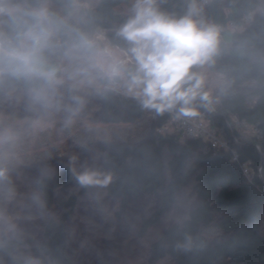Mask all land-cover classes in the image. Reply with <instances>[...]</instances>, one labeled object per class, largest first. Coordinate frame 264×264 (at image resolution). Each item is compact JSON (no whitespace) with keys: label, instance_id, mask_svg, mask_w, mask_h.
I'll list each match as a JSON object with an SVG mask.
<instances>
[{"label":"trees","instance_id":"16d2710c","mask_svg":"<svg viewBox=\"0 0 264 264\" xmlns=\"http://www.w3.org/2000/svg\"><path fill=\"white\" fill-rule=\"evenodd\" d=\"M48 1L54 10L65 2ZM128 1L81 0L89 6L79 27L90 33L103 30L111 44L127 48L116 30L131 15L121 10ZM188 2L156 0V6L180 16ZM197 4L200 18L219 29V51L207 66L221 75L222 83L215 93L205 84L212 108L201 107L199 100L195 104L197 110L206 111L208 126L228 141V148L213 147L201 136L183 138L178 130L160 131L171 113L146 109L121 92L97 95L84 88L80 94L88 102L65 127L63 111H32L20 90H0V110L41 126L34 137L19 140L20 147L6 163L14 190L18 185L13 174L24 172L34 180V193H39L43 207L28 200L26 208L44 216L32 218L35 227L23 225L21 230L30 235L17 231L15 248L0 251V264H17L29 255L40 257L43 264H106L85 260L87 253L77 255L71 243L72 214L80 197L90 192L104 206L118 204V219L108 230L114 222L119 230L134 225L140 238L159 230L149 245L148 264L166 258L173 264H264V0H197ZM194 70L201 72L199 67ZM232 116L260 132L242 138ZM55 124L58 134L50 129ZM117 126L126 130L107 134ZM22 150L26 153L17 163L15 154ZM70 167L76 174L83 168L96 170L110 180L104 186H83ZM41 169H47L46 175L41 176ZM6 186L0 184V190ZM189 235L194 239L191 250L178 248Z\"/></svg>","mask_w":264,"mask_h":264},{"label":"clouds","instance_id":"9594fccd","mask_svg":"<svg viewBox=\"0 0 264 264\" xmlns=\"http://www.w3.org/2000/svg\"><path fill=\"white\" fill-rule=\"evenodd\" d=\"M197 0H189L183 15L161 11L156 0H135L128 20L116 30L127 48L113 47L102 32L90 33L79 25L87 15L81 0H65L59 10L47 0H0V90H20L29 110L63 111L70 126L87 104L84 88L95 94L121 91L158 114L194 118L195 102L208 108L213 99L205 90L206 77L195 68L211 64L219 51V29L200 18ZM64 90V91H62ZM66 92V94H65ZM19 140L11 127L0 129V195L11 200L15 190L6 161ZM71 165V162H70ZM83 186L106 185L110 177L96 170L79 174ZM47 169H41V176ZM43 207L39 193L31 197ZM0 251L14 249L18 233L3 210ZM192 236L177 247L191 250ZM17 264H43L40 257L24 256Z\"/></svg>","mask_w":264,"mask_h":264},{"label":"rangeland","instance_id":"374dc122","mask_svg":"<svg viewBox=\"0 0 264 264\" xmlns=\"http://www.w3.org/2000/svg\"><path fill=\"white\" fill-rule=\"evenodd\" d=\"M47 3L49 6L51 5L48 0ZM134 3L135 0H129L122 5L121 10L126 13H131ZM83 4L89 6L88 2H84ZM97 32H102L104 34L103 30H98ZM106 41L109 42L107 39ZM111 45L119 48L113 44ZM200 71L206 77V84L209 92L215 93L216 89L222 83L221 75L211 71L207 65L200 68ZM231 121L233 127L242 138L247 139L257 135L253 126L240 121L236 116H232ZM8 127L13 128L18 133L19 140L23 141L27 140L26 138L34 137L37 132L40 133L41 129V126H37L36 122L19 120L15 116H11L8 110L1 109L0 129ZM50 129H53L56 134L59 132V126L57 124L53 125V128ZM111 130H116V133H120L125 131L126 128L122 126H117L115 129L109 128L107 134H110ZM19 140L16 146L20 145ZM15 149L14 153L17 152ZM23 153H26V151L22 150L19 151V154H15L17 163L22 160L21 156H23ZM85 169L87 168H83V171ZM262 175L264 176V171H262ZM13 176L17 178L18 185L17 190H15V196L13 199L7 200L1 195L0 210H3L5 215L10 218L11 223L15 225L16 231H21L30 235L31 232L28 230H21L25 229L23 225L29 223L35 227L37 221H33L32 218H38L39 216L42 218L44 217L42 214H32L30 210L26 208L27 201L32 200L31 197L35 194L34 180L29 177V174L24 172L13 174ZM80 201L78 208L72 214V230L70 233L73 249H75V252L78 251L77 255L87 253L85 260L90 261L97 259L106 264H148L149 245L158 235V229L152 230L145 238H140L136 235L134 232V225L128 230H119L114 226L116 225V222H114L111 230H108L111 222L118 219L115 215L118 204L115 203L110 205L109 203L104 206L99 202L98 197L93 195V192L80 197ZM93 210H95L97 213L96 215L99 217L94 216ZM133 219L137 222V218ZM131 220L132 219L128 222H133ZM0 227H6L4 222L0 221ZM159 264H173V262L169 258H166L160 261Z\"/></svg>","mask_w":264,"mask_h":264},{"label":"built area","instance_id":"2783aa9c","mask_svg":"<svg viewBox=\"0 0 264 264\" xmlns=\"http://www.w3.org/2000/svg\"><path fill=\"white\" fill-rule=\"evenodd\" d=\"M206 2V0H205ZM248 17H246L247 19ZM231 26L236 28L237 25L234 22H231ZM121 92V91H117ZM123 93V92H121ZM212 108V106H210ZM198 115L194 118H180L175 119V113H171V119L164 123L159 130L172 132L178 130L181 133L183 138L188 136H201L205 139H208L213 147L216 148H228V141L222 136L217 134L208 126L206 111L198 110ZM257 134L260 132L259 128L253 126ZM234 158H237V154L234 155Z\"/></svg>","mask_w":264,"mask_h":264}]
</instances>
